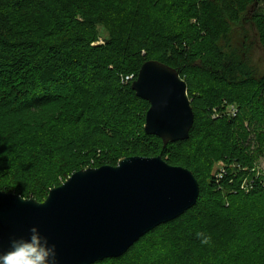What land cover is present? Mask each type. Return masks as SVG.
I'll list each match as a JSON object with an SVG mask.
<instances>
[{"label":"trees","instance_id":"1","mask_svg":"<svg viewBox=\"0 0 264 264\" xmlns=\"http://www.w3.org/2000/svg\"><path fill=\"white\" fill-rule=\"evenodd\" d=\"M246 25L261 66L247 35L230 48ZM151 60L179 72L195 114L166 147L132 89ZM159 156L194 174L197 204L97 264H264V0H0V186L42 203L79 171Z\"/></svg>","mask_w":264,"mask_h":264},{"label":"water","instance_id":"2","mask_svg":"<svg viewBox=\"0 0 264 264\" xmlns=\"http://www.w3.org/2000/svg\"><path fill=\"white\" fill-rule=\"evenodd\" d=\"M132 89L149 103L145 133L164 147L185 141L195 114L179 72L156 60L141 67ZM194 174L161 156L129 157L117 166L73 174L47 199L21 202L0 194V252L11 236L39 229L57 247L60 264H97L123 257L145 235L183 216L198 202Z\"/></svg>","mask_w":264,"mask_h":264},{"label":"clouds","instance_id":"3","mask_svg":"<svg viewBox=\"0 0 264 264\" xmlns=\"http://www.w3.org/2000/svg\"><path fill=\"white\" fill-rule=\"evenodd\" d=\"M16 184L0 186V194L11 192L21 202L33 200L32 195L23 189L16 190ZM206 242V241H205ZM0 264H60L57 247L42 235L38 228L29 230L27 237L11 236L6 251L0 252Z\"/></svg>","mask_w":264,"mask_h":264},{"label":"rangeland","instance_id":"4","mask_svg":"<svg viewBox=\"0 0 264 264\" xmlns=\"http://www.w3.org/2000/svg\"><path fill=\"white\" fill-rule=\"evenodd\" d=\"M246 30H243V29H237V30H234L232 35H231V40H230V48L231 50H238V48H243L244 45H245V38L244 36L247 35L249 39L248 41V45L250 47V50L248 52V60L249 62H251L252 65L254 66H261V62H262V58H263V53L261 51V49L258 47L257 45V40L255 39V32L254 31H250L249 29V26L246 25ZM100 41L99 43H103V41L105 40V38L107 37V33L106 31L103 29V28H100ZM244 51V50H243ZM237 53V52H236ZM219 113V112H217ZM225 113L227 115H234V111L231 109V107H228L226 110H225ZM54 115H58V114H54ZM222 163H220L219 165H217L218 167V170L221 171L222 170ZM257 168L256 171H257V174H262L264 175V158H261L259 160V162L257 163L256 165ZM91 169V168H90ZM87 170V169H86ZM220 176V175H218ZM65 183V182H64Z\"/></svg>","mask_w":264,"mask_h":264},{"label":"built area","instance_id":"5","mask_svg":"<svg viewBox=\"0 0 264 264\" xmlns=\"http://www.w3.org/2000/svg\"><path fill=\"white\" fill-rule=\"evenodd\" d=\"M134 79V76L126 77V81H131ZM234 113H236V109H233Z\"/></svg>","mask_w":264,"mask_h":264}]
</instances>
